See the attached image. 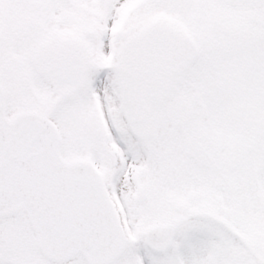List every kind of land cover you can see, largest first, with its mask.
<instances>
[{
  "label": "snow or ice",
  "instance_id": "1",
  "mask_svg": "<svg viewBox=\"0 0 264 264\" xmlns=\"http://www.w3.org/2000/svg\"><path fill=\"white\" fill-rule=\"evenodd\" d=\"M0 264H264V0H0Z\"/></svg>",
  "mask_w": 264,
  "mask_h": 264
}]
</instances>
